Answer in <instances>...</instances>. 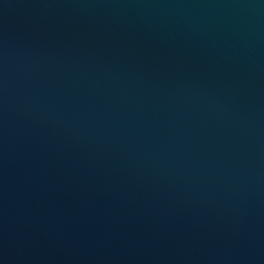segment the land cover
<instances>
[{"label":"water","instance_id":"obj_1","mask_svg":"<svg viewBox=\"0 0 264 264\" xmlns=\"http://www.w3.org/2000/svg\"><path fill=\"white\" fill-rule=\"evenodd\" d=\"M0 264H264V0H0Z\"/></svg>","mask_w":264,"mask_h":264}]
</instances>
